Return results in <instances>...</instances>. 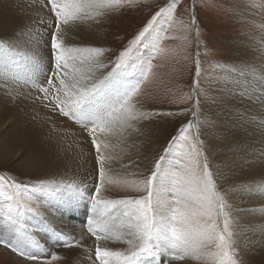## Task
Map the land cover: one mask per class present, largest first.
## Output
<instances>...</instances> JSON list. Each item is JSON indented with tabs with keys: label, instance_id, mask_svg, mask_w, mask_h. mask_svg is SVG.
<instances>
[{
	"label": "snow or ice",
	"instance_id": "snow-or-ice-1",
	"mask_svg": "<svg viewBox=\"0 0 264 264\" xmlns=\"http://www.w3.org/2000/svg\"><path fill=\"white\" fill-rule=\"evenodd\" d=\"M133 2L48 0L54 17V21L50 18L47 24L51 29L49 46L52 68L47 73L42 72L41 57L35 50L26 55L19 52L13 42L0 41V76L14 83L21 80L30 82L33 88L43 93L44 100L51 95L55 108L63 116L79 123L91 137L96 150L100 183L95 188V194L88 198L93 214L88 231L97 241L111 240L128 245L126 249H112L98 243L95 258L99 264H172V261L187 260L201 261L203 264H241L237 259L238 245L235 240L240 234L238 222L229 211L231 205L218 190L203 149L204 142L199 139V129L195 137L187 134L194 126L192 122L181 130L179 137L173 138L179 141V149L189 143V150L177 151L173 155L170 144L165 154L156 160L151 174L143 180L113 179L106 170V164L114 159L106 154L110 148L107 137L127 129L138 131L133 122L146 118L145 113L139 111L134 97L151 72L155 54L163 51L160 41L164 37L160 33L165 29L161 26L148 57H133V47L141 43L145 33L156 22V17H153L144 30L130 41L129 46L119 52L108 72L103 71L109 66L104 63L103 57L111 49L73 46L66 43V38L68 29L78 22L97 19ZM175 8L176 0H173L157 13V17L164 14L167 21H171ZM40 23H44L43 19ZM191 23L195 24L194 17ZM37 32L41 35L30 37L34 41V49L42 42L43 30L37 29ZM15 56H23L31 62V71L26 79L10 69V65L17 63ZM41 75L46 77L43 83L39 81ZM100 135L105 138L99 139ZM260 155L264 156V151ZM106 177L109 184L131 183L143 195L104 199L101 190ZM60 186L72 189L80 197L84 196L86 187L77 186L75 181L66 185L61 182ZM40 187L42 190L43 186ZM244 187L249 192L264 195V183ZM36 191L35 187L28 189L15 179L0 176V219L10 226L14 234L12 242L0 243L25 260L50 264V261L42 259L47 256L48 249L32 240L24 223L26 214L42 215L38 211V204L32 207L37 203ZM59 235L64 241L62 246H74L73 238ZM76 246H79L78 242ZM59 258L55 253L51 256V260Z\"/></svg>",
	"mask_w": 264,
	"mask_h": 264
},
{
	"label": "bare ground",
	"instance_id": "bare-ground-1",
	"mask_svg": "<svg viewBox=\"0 0 264 264\" xmlns=\"http://www.w3.org/2000/svg\"><path fill=\"white\" fill-rule=\"evenodd\" d=\"M40 1L0 0V41L13 42V36L20 34L24 43L18 41L17 50L26 55L35 50L41 57L42 72L47 73L52 68L49 37L46 47L44 41L49 31L51 32L47 27L51 17L48 18V8L44 1V4ZM42 19L44 23H40ZM33 23L36 27L28 29ZM37 29L43 30V36L41 44L34 49V41L30 37L41 35ZM98 36L97 19L93 24L84 20L68 29L66 43L78 47H93L85 43L95 45ZM232 42L237 55L239 54L236 58L243 66L238 70L241 76L238 81L235 79L237 84L234 81L226 82L225 87L230 94L222 98L223 105L217 103L206 106L205 112L210 115L211 120L222 123L207 135L209 139L206 145L218 179H224L228 186L236 185L230 212L240 228V234L235 237L237 245L253 264H264V195L249 192L244 187L264 183V156L260 155L264 151V37H243ZM44 52H48L47 58L42 57ZM14 58L17 63L10 65V69L26 79L31 71V62H25L20 56ZM45 79L43 75L39 77L41 83ZM239 88L246 100L240 97L238 99ZM47 109L39 91L30 82L24 83L21 80L14 83L0 76V160L15 156L19 159L18 167L27 173L41 171L49 178L82 181L79 186L86 185L84 195H87L92 188L97 165L91 137L86 129L70 117L55 116ZM240 112H245L246 117L256 114L257 118L244 122L247 125L250 123L254 127L252 130L243 124L244 114L240 116ZM133 123L138 131L127 129L123 133L107 137L110 148L106 154L114 159L106 164V170L112 176L116 173L125 176L144 170L158 149L153 124H143V121ZM98 138L105 137L100 135ZM61 189L64 192L59 190L47 193H52L46 198L50 205L49 213L44 217L47 222L39 220L37 225L33 223L27 226L32 230L29 234L32 240L48 250L57 248L54 244L61 245L55 250L67 255V264H99L95 258L98 243L112 249H125V243L97 241L88 231L89 224H86L93 218L86 197L68 193L66 186ZM78 220L84 221L85 225H76ZM34 226L36 228L33 230ZM59 234L73 238L74 246L61 249L64 248V241ZM6 237L14 240L11 228ZM76 242L79 246H76Z\"/></svg>",
	"mask_w": 264,
	"mask_h": 264
},
{
	"label": "rangeland",
	"instance_id": "rangeland-1",
	"mask_svg": "<svg viewBox=\"0 0 264 264\" xmlns=\"http://www.w3.org/2000/svg\"><path fill=\"white\" fill-rule=\"evenodd\" d=\"M43 1L48 8V18L51 17L54 21L48 0ZM171 3H173V0H134L132 4L125 5L119 10L107 12L106 15L97 18L99 20L97 43L95 45L85 43L93 47L111 49V51H106L103 57L104 63L109 65L104 69V72H108L112 68L111 62L116 59L119 52L129 46L130 41L144 30L149 22L153 20V17H156V22L153 24L152 29L145 33L141 43L133 47L132 56L139 57L143 55L148 57L152 50L151 45L156 41L161 26L165 29L163 33H160L164 37L160 41V48L163 51L155 54V59L152 60L151 72L148 73V78L141 84L139 93L134 97L139 111L145 113L146 116L140 121H143V124L151 122L156 130L155 140L158 149L152 155L144 170L131 172L125 176L120 173L113 174L115 176L110 173L109 175L113 179L122 177L121 179L128 181L143 180L151 174L156 160L165 154V149H168L170 144L173 146V155L177 151L189 150V143H185L184 148L179 149V141H174L173 138L179 137L181 130L189 122H192L194 126L187 134L190 137H195L197 128L199 129V139L204 142L203 149L215 175L218 190L225 196L228 204L231 205L229 209L231 211L236 185L231 187L224 179H218L212 168L209 147L206 145L209 139L207 135L217 127L216 125L219 126L222 123L219 120H211L205 109L209 104L216 105L218 103L220 105L222 98L224 99L230 94L225 87L226 84L232 81L237 84L238 77L241 76L238 70L243 66L236 58L239 54L237 55L232 40L251 36L264 37V27H261L264 26V0H176V8L174 13L171 14V21H167L164 14L157 17V13ZM193 17L195 18V24L191 23ZM94 20L88 19V22L93 24ZM35 27L33 23L28 29H34ZM48 37H50V31L44 41L45 47ZM13 38L15 45L18 41L24 43V39L20 34L16 37L13 36ZM27 44L28 42L23 46V49ZM78 44L80 45V43ZM85 44L82 43V45ZM137 48L139 51H136ZM20 57L25 62L28 61L23 56ZM42 57L47 58L48 52H44ZM197 59H199V74H197ZM241 92V88H239L238 93L240 95L238 99L240 97L246 100ZM40 96L44 107L48 108L47 110L55 116L65 117L58 108H55L51 95L48 100L43 99V93H40ZM262 102L264 103V99H262ZM242 115L243 124L252 130L254 127L250 123L247 125L244 122L257 118L256 114L252 113L251 116L246 117L245 112H240V116ZM18 164L19 159L15 156L0 160V176L15 179L28 189L34 187L37 189L34 193L37 203L32 204V207L35 208L38 204V211L42 215L26 214L24 219L26 227L33 225V223L37 225L39 220L47 222L44 217L48 215L50 205L46 198L48 195L64 188L60 186L61 182L66 185L75 181L78 183L77 186L81 185L82 182H77L74 179L68 181L62 177L49 178L43 175L41 171L33 170L27 173L23 168H19ZM95 170L94 181L91 179L93 184L90 192L81 197H86L88 202V198L95 194V188L100 183L98 165H96ZM107 179L108 177L105 178L101 190V197L104 199H123L143 195L131 183L127 185L123 183L109 184ZM40 186H43L42 190ZM66 188L69 191L68 193H75L72 189ZM50 192L52 193L47 194ZM77 222L79 223L76 225L79 227L85 225L84 221L78 220ZM6 224L3 219H0V241L12 242L10 238L6 237L10 230V226ZM86 224H89V221ZM35 228L36 226L32 229ZM26 230L31 234L32 230L28 227ZM126 245L125 249L128 247ZM59 246L61 245L54 244V247L60 248ZM67 248L70 247H61L64 250ZM55 249H49L47 256L42 259L50 261V264H67V255L60 254ZM237 251V259L241 261V264H253L245 256L242 248L238 247ZM53 253L60 258L51 260ZM187 261H172V264H203L201 261ZM0 264H41V261L25 260L13 253L10 248H5L3 243H0Z\"/></svg>",
	"mask_w": 264,
	"mask_h": 264
}]
</instances>
